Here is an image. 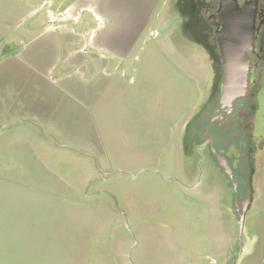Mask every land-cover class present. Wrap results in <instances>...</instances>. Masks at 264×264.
I'll return each instance as SVG.
<instances>
[{"label": "rangeland", "instance_id": "1", "mask_svg": "<svg viewBox=\"0 0 264 264\" xmlns=\"http://www.w3.org/2000/svg\"><path fill=\"white\" fill-rule=\"evenodd\" d=\"M180 8L0 0V264H261L264 211L237 206L264 186V105L218 150L231 177L191 130L210 67Z\"/></svg>", "mask_w": 264, "mask_h": 264}, {"label": "flooded vegetation", "instance_id": "2", "mask_svg": "<svg viewBox=\"0 0 264 264\" xmlns=\"http://www.w3.org/2000/svg\"><path fill=\"white\" fill-rule=\"evenodd\" d=\"M181 15L174 12L177 22L189 25L195 38V44L200 50L198 58L210 67L209 97L205 100V111L198 112L190 123L193 134L200 139L209 151H214V159L219 169H226L221 165L218 157L219 148L224 145L228 135L239 138L245 135L251 127L259 101L264 105V0H179ZM247 2H254L257 7L255 15L256 33L254 34V49L248 53L251 59L249 71V87L246 94L237 97L231 106L220 101L222 79V56L219 35L227 26L228 9L235 4L243 6ZM173 14V13H172ZM218 154V155H217ZM212 155V153H211ZM212 155V156H213ZM227 161V160H226ZM228 163V161H227ZM231 172V177L233 172ZM229 174V173H228ZM242 203L238 204L237 209ZM215 261L214 258L211 259Z\"/></svg>", "mask_w": 264, "mask_h": 264}, {"label": "water", "instance_id": "3", "mask_svg": "<svg viewBox=\"0 0 264 264\" xmlns=\"http://www.w3.org/2000/svg\"><path fill=\"white\" fill-rule=\"evenodd\" d=\"M227 12V26L219 35L220 53L223 59L222 90L219 98L223 104L231 106L237 97L246 94L249 87L251 59L248 53L254 49L257 7L254 2H247L241 7L235 4ZM218 158L231 175L227 161L222 157ZM246 203H242L237 209L241 220H243L241 213H244Z\"/></svg>", "mask_w": 264, "mask_h": 264}, {"label": "crops", "instance_id": "4", "mask_svg": "<svg viewBox=\"0 0 264 264\" xmlns=\"http://www.w3.org/2000/svg\"><path fill=\"white\" fill-rule=\"evenodd\" d=\"M142 1H146V0H142ZM152 3V2H151ZM151 3H149L148 4V6L147 7H144V5L146 6L147 4L146 3H144V5L143 6H141L140 8H139V10H141V11H148L149 10V8L151 7ZM252 193H253V196L254 197H257V199L255 200L254 198H252L251 200L249 199L248 200V204L246 203V208L251 204L252 205V202L254 201H256V202H258V205H256L254 208H255V210L258 208V210L259 211H261V209H263V211H264V186H263V189L261 190V188H259L258 190L257 189H255V187H253V189H252ZM263 193V194H262ZM261 198V199H260ZM238 217V216H237ZM221 222L220 221H213V225H215V227H221V224H220ZM256 228H259V227H256ZM259 229H261V232L259 233V237L261 238L262 237V239H261V241L263 242L262 243V247H263V250H264V224L262 225V228H259ZM224 236V235H223ZM255 238H258V236L256 237L255 236ZM227 239V238H226ZM229 239V244H231V242H232V238L231 237H229L228 238ZM259 239V238H258ZM248 243V245H249V247L248 248H246L247 247V245L245 246V244H247ZM254 241H253V239H251V240H248V241H244L243 242V245H242V249H245V251L247 252L248 251V249L249 248H251V246L253 247V245H255L256 243H258V241L256 242V243H254ZM214 257H217V258H220V259H222V261H224V259H226V258H228V253L225 251H219V252H216V254L214 255V253H210V254H207V255H205V256H203V257H199V258H195L194 256L192 257H190V258H192L193 260H191L192 262H190V263H188V264H202V262H204L203 264H216L214 261H212L211 259L212 258H214ZM216 258H214V260H215ZM201 260H203V261H201ZM222 261H219V263L218 264H222ZM237 261H239V258L237 259ZM236 261V264L238 263ZM261 264H264V255H263V257H262V262H261Z\"/></svg>", "mask_w": 264, "mask_h": 264}]
</instances>
